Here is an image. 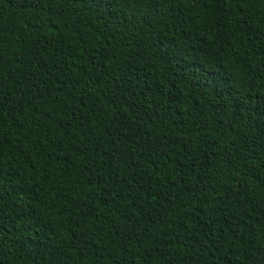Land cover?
<instances>
[{
    "label": "trees",
    "instance_id": "16d2710c",
    "mask_svg": "<svg viewBox=\"0 0 264 264\" xmlns=\"http://www.w3.org/2000/svg\"><path fill=\"white\" fill-rule=\"evenodd\" d=\"M97 2L0 0V264H264L262 0Z\"/></svg>",
    "mask_w": 264,
    "mask_h": 264
},
{
    "label": "snow or ice",
    "instance_id": "6c2138e0",
    "mask_svg": "<svg viewBox=\"0 0 264 264\" xmlns=\"http://www.w3.org/2000/svg\"><path fill=\"white\" fill-rule=\"evenodd\" d=\"M30 2L32 3H37L38 0H30ZM43 2L45 3V5H47V0H43ZM158 3L160 4H164L166 2V0H157ZM182 2L185 3H191V5L195 8V7H199L200 6V0H182ZM255 3V0H240V7L241 8H245L250 4ZM91 6L92 7H102V3H98L97 0H91ZM206 6V5H205ZM262 7H264V0H262ZM262 19H264V17H262ZM239 21L240 26L244 27L246 24L250 27V23H249V18L247 16V13H244L243 15H241L239 17ZM259 27V31L253 32L250 39L254 40V41H259V47L261 52H264V24H261L258 26ZM165 55H167V53H165ZM185 55V53L183 51H177L174 54V57H183ZM194 65H197V62L195 61V59L193 60V63L189 65L188 70L186 75H190L193 77L194 73H199L200 71H198V69L196 67H194ZM200 79H203L205 81L204 83V88L210 92H215L217 88L220 87V84L218 81H216L215 79H210V78H206L205 76H203L202 74L200 75ZM199 83V81H198ZM3 133L0 132V136H2ZM262 247H264V245H262Z\"/></svg>",
    "mask_w": 264,
    "mask_h": 264
}]
</instances>
